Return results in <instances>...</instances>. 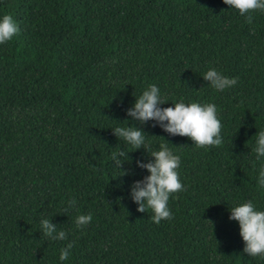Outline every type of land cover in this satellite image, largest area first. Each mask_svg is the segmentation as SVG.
<instances>
[{
	"label": "trees",
	"instance_id": "obj_1",
	"mask_svg": "<svg viewBox=\"0 0 264 264\" xmlns=\"http://www.w3.org/2000/svg\"><path fill=\"white\" fill-rule=\"evenodd\" d=\"M9 14L19 32L0 44V264H264L230 219L249 200L264 211V11L248 23L223 0H0ZM209 69L237 83L217 91ZM151 85L161 108L214 104L222 144L198 148L128 116ZM116 127L146 133L144 148ZM161 144L180 156L184 191L157 225L131 187L150 175L136 161ZM120 151L128 175L110 159ZM43 219L67 238L45 236Z\"/></svg>",
	"mask_w": 264,
	"mask_h": 264
},
{
	"label": "clouds",
	"instance_id": "obj_2",
	"mask_svg": "<svg viewBox=\"0 0 264 264\" xmlns=\"http://www.w3.org/2000/svg\"><path fill=\"white\" fill-rule=\"evenodd\" d=\"M223 3L238 10L248 23H252V13L257 10L264 11V0H223ZM18 32V25L10 14L0 19V44L11 41ZM203 78L209 81L211 87L217 91H224L237 83L235 78L229 79L215 69H209ZM163 103L167 102L162 101L159 88L151 85L136 99L134 107L128 110L127 115L142 125L149 120L157 121L165 132L173 136L188 137L198 148L218 147L222 144V124L217 117V108L214 104L201 105L195 102L186 104L181 100L174 103V107L161 108L158 106ZM113 132L116 137L123 138L135 150L144 148L145 139L148 136L137 127H116ZM256 137L254 150L257 159H260L264 157V131L257 133ZM125 155L123 151H120L113 153L110 158L115 161L116 168L120 171L125 162L118 157H125ZM150 156L153 159L148 163L136 161V164L140 168L147 169L150 175L143 181H136L132 185L131 196L133 201L139 205L137 210L145 212L146 207L150 208L154 213L153 222L159 225L162 220L173 219L168 207L170 196L184 191L177 172L181 159L179 155L173 154L167 144H161L160 150L152 152ZM121 172L123 175L129 174L125 171ZM258 184L264 188V168L259 172ZM68 203L70 207L75 206L74 200ZM230 212V219L239 222L240 235L245 242L244 253L251 257L264 256V211H257L253 202L249 200L232 208ZM91 220L90 214L80 215L75 223L78 228H82ZM209 222L213 225L212 221ZM41 228L43 234L52 240L63 241L67 238V234L64 231H58L57 226L50 223L49 219L41 221ZM72 247L73 244L69 243L61 249V261L68 259Z\"/></svg>",
	"mask_w": 264,
	"mask_h": 264
}]
</instances>
